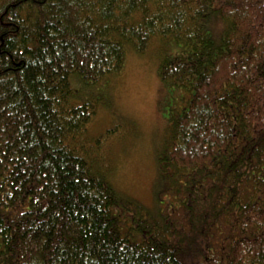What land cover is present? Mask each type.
<instances>
[{
	"label": "trees",
	"instance_id": "1",
	"mask_svg": "<svg viewBox=\"0 0 264 264\" xmlns=\"http://www.w3.org/2000/svg\"><path fill=\"white\" fill-rule=\"evenodd\" d=\"M153 41L181 46L158 73L184 105L148 205L70 76L111 81ZM0 264H264V0H0Z\"/></svg>",
	"mask_w": 264,
	"mask_h": 264
},
{
	"label": "rangeland",
	"instance_id": "2",
	"mask_svg": "<svg viewBox=\"0 0 264 264\" xmlns=\"http://www.w3.org/2000/svg\"><path fill=\"white\" fill-rule=\"evenodd\" d=\"M221 20L213 16L208 23L215 39L224 31ZM180 51L181 46L171 42L155 41L143 53L128 47L124 67L111 81L89 84L76 74L70 76L77 101L89 98L97 104L90 133L107 130L110 135L100 155L109 178L120 191L148 205L153 203L156 152L169 127L166 117L184 105L181 90L169 89L158 67Z\"/></svg>",
	"mask_w": 264,
	"mask_h": 264
}]
</instances>
